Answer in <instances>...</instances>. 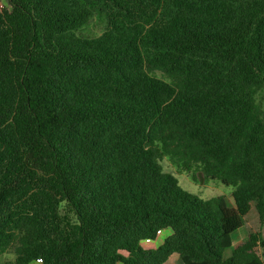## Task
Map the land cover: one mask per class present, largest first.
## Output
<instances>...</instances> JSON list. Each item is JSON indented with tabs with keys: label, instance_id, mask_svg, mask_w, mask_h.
Instances as JSON below:
<instances>
[{
	"label": "trees",
	"instance_id": "obj_1",
	"mask_svg": "<svg viewBox=\"0 0 264 264\" xmlns=\"http://www.w3.org/2000/svg\"><path fill=\"white\" fill-rule=\"evenodd\" d=\"M6 1L5 264H264L261 231L233 243L253 208L264 224V0ZM166 157L234 207L184 191Z\"/></svg>",
	"mask_w": 264,
	"mask_h": 264
},
{
	"label": "rangeland",
	"instance_id": "obj_2",
	"mask_svg": "<svg viewBox=\"0 0 264 264\" xmlns=\"http://www.w3.org/2000/svg\"><path fill=\"white\" fill-rule=\"evenodd\" d=\"M0 3L3 5L7 4L6 0H0ZM103 31V23L100 19L95 18L89 27L86 30V34L88 35H100ZM258 100L262 103L264 109V92L259 93ZM160 165L162 167L163 173H169L173 175L179 183V186L189 193L190 195L199 197L200 199L207 201L216 197L223 196L225 197L230 206L234 207L233 202V191L234 187L225 186L220 181H214L210 179L204 178V183L201 184L198 174L195 173L194 170H187L182 166L174 164L170 158L166 157L161 162ZM163 235L160 237L159 242L152 246H146V249L157 248L166 238L167 234L165 230H163ZM251 231H261L264 234V224L260 223L258 213L253 208L249 215L246 218V223L244 227L239 230L233 236V243L236 245L237 243L244 241ZM232 248L228 249L225 253L226 257L231 256ZM14 261V256L11 254H5L0 256V264H5V262Z\"/></svg>",
	"mask_w": 264,
	"mask_h": 264
},
{
	"label": "built area",
	"instance_id": "obj_3",
	"mask_svg": "<svg viewBox=\"0 0 264 264\" xmlns=\"http://www.w3.org/2000/svg\"><path fill=\"white\" fill-rule=\"evenodd\" d=\"M3 4L0 3V9L3 8ZM164 231H159L157 239H145L141 242V246L143 248H146V246H152L154 244H157L159 242L160 237L163 235Z\"/></svg>",
	"mask_w": 264,
	"mask_h": 264
},
{
	"label": "crops",
	"instance_id": "obj_4",
	"mask_svg": "<svg viewBox=\"0 0 264 264\" xmlns=\"http://www.w3.org/2000/svg\"><path fill=\"white\" fill-rule=\"evenodd\" d=\"M165 233L167 234L166 237H168V236H170L172 234V231L168 229V230H165ZM259 252H260V254L262 256V259L264 261V250H260Z\"/></svg>",
	"mask_w": 264,
	"mask_h": 264
},
{
	"label": "water",
	"instance_id": "obj_5",
	"mask_svg": "<svg viewBox=\"0 0 264 264\" xmlns=\"http://www.w3.org/2000/svg\"><path fill=\"white\" fill-rule=\"evenodd\" d=\"M199 179H200V182H201V184H203L204 183V175L202 174V173H199Z\"/></svg>",
	"mask_w": 264,
	"mask_h": 264
}]
</instances>
